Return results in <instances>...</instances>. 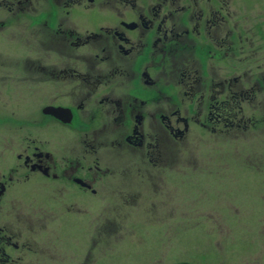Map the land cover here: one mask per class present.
I'll return each instance as SVG.
<instances>
[{"label":"rangeland","instance_id":"374dc122","mask_svg":"<svg viewBox=\"0 0 264 264\" xmlns=\"http://www.w3.org/2000/svg\"><path fill=\"white\" fill-rule=\"evenodd\" d=\"M74 1L80 6H75ZM157 1L139 0L134 9L122 8L125 5L122 4V19L135 20L139 12L151 19L145 6ZM14 2L9 0L10 4ZM25 2L32 6L23 12L13 13L14 32L20 27L35 32L26 33L25 40L21 37L25 46L20 50L10 47L8 51L6 36L2 37L0 55L25 52L38 57V50L48 52L38 49L42 36L37 35L39 26L34 22L47 13L53 15L55 11V15L59 14L63 8L55 5H68L67 9L74 6L72 17L80 28L83 27L78 35H84L86 30L99 31L104 25H118L121 20L113 8L105 6V0H95L93 4L86 0ZM0 4L6 3L0 0ZM87 5L92 7H85ZM193 5L195 10L192 13ZM168 8L170 5L161 9L159 17H163ZM172 8V12L177 10V24L182 29L187 28L188 39L185 32L184 42L173 44L167 40L155 44L161 36V31L156 29L158 20L152 29L144 27L142 32L129 31L136 47L132 54L118 56L123 57L118 58L119 66L131 69L132 75H136L126 78L122 74L116 80L103 81L89 108L96 110L92 104L94 99L99 102L101 95L112 94L114 85L118 84L129 85L131 89L135 86L133 96L138 106L145 103L142 107L146 112L156 107L154 101L161 100L165 105L174 101L178 115L188 120L189 130L185 142H169L175 153H170L171 158L165 164L173 168L147 170L146 163H142L137 156L136 162L133 161L136 165L128 171L123 183L121 178L112 177L111 184L106 188L97 185L96 196L85 195L74 185V203L69 208L73 214L77 209L79 215H88V221L80 220L67 231L58 228L51 231V235L44 236L43 240L50 238L53 242L52 245L44 242L38 244L37 249L42 257H37V264H175L180 260L187 261V264H264L262 124L257 122L248 131L244 128L246 122H235L231 127H225L218 123L215 109L209 101L211 76L227 79L234 75H245L244 78L248 79L247 73L253 81L258 79L261 88H264V0H179ZM210 8L217 9L220 20L224 22L213 18L211 24L203 23L209 17ZM199 13H202V20L189 15ZM51 21L55 23L54 18ZM171 23V20L167 21L168 26ZM110 39L113 47L116 46L115 40ZM29 40L30 43L25 42ZM167 46H172L171 52ZM95 52L99 51L90 49V54ZM41 56L42 63L52 62L48 55ZM184 63L187 64L183 66ZM11 65L7 67L8 70L12 69ZM189 66H193L198 73L197 85H202L201 93L181 97L177 81L183 77L180 74L183 68ZM172 68L174 71L180 68L178 74L171 71ZM144 71L155 81L151 88L143 82ZM213 87L216 90V83ZM159 88L165 94L163 98L157 94ZM211 94L214 96L216 93L213 91ZM261 96L264 95H257L256 100H260ZM68 100L61 101L72 104ZM25 104L29 108L31 102L25 98ZM243 108L241 119L251 118L252 114L260 116L258 110ZM38 110L41 112V108ZM41 116L44 117L42 113ZM103 120L107 119L99 114V119L88 125V118L77 112L71 124L58 127L57 141L65 148L63 143L68 142L67 139L87 132L96 134L98 131L94 128L101 125ZM45 122L42 119L41 126ZM148 123L147 118L145 132H150ZM71 147L79 148L75 140ZM117 186L125 189L116 191ZM106 196L103 203L100 198ZM125 196L135 203H116ZM45 205L38 201L37 208L41 207L38 212H48L42 208ZM52 209V214L63 213L58 207ZM41 225L43 227L42 222ZM73 245L80 248H72Z\"/></svg>","mask_w":264,"mask_h":264},{"label":"flooded vegetation","instance_id":"af4514ba","mask_svg":"<svg viewBox=\"0 0 264 264\" xmlns=\"http://www.w3.org/2000/svg\"><path fill=\"white\" fill-rule=\"evenodd\" d=\"M1 1L6 4H0V41L6 36V49L9 51L11 47L20 50L25 46V34L35 31L20 27L14 32L13 13L23 12L32 5L26 0H15L14 4H10L9 0ZM177 1L179 0H159L156 4L149 2L145 7L151 19L141 12L137 13V26L133 29L124 24L132 21L122 19L121 9L113 5L114 13L121 19L120 24L104 25L98 32L84 30V35H78L83 27L80 28L73 19L72 8L57 5L58 8H63L59 14L56 12L55 15L54 11L53 15L47 13L33 21L39 26L37 35L42 36V40L38 41V49L48 52L41 53L38 50V57L25 52L0 55V264H37V257H42L37 249L38 244L44 242L52 245L53 242L50 238L43 240L44 236L51 235V231L58 228L67 231L80 220L88 221V215H79L77 209L73 214L69 208L74 203V185L85 195L96 196L97 185H102V189L106 188L111 184L112 177L121 178L123 183L128 171L136 165L133 161L136 162L137 156L142 163H146L147 170L173 168L165 164L171 158L170 153H175L169 142H185L189 130L188 120L178 115L174 101L166 105L161 100L154 101L156 107L146 112L142 107L145 103L138 106V101L133 96L135 86L131 85L134 86L131 89L129 85L118 84L114 85L112 94L100 96V103L94 99L92 104L96 106V110H91L89 105L106 79L116 80L122 74L126 78L136 75H132L131 69L119 66V59L123 57L118 56H128L136 47L129 31L142 32L144 27L152 29L158 20L156 28L158 32L161 31V36H158L155 44L159 41L165 43L167 40L173 44L184 42L185 32L186 40L188 39L187 28L182 29L177 24V12H172V6ZM169 5L168 12L159 17L160 10ZM194 10L195 5L192 13ZM208 11L209 17L203 23L211 24L213 18L220 20L217 9L210 8ZM189 15L202 20V13ZM53 18L54 24L51 21ZM169 20L172 23L168 26ZM222 22L224 21L220 20ZM22 36L24 40L21 39ZM110 38L115 40L117 47H113ZM30 40L25 42L30 43ZM90 49L100 53L90 54ZM41 55H48L52 62L42 63ZM9 65L11 70L7 69ZM181 74L183 77L177 81L181 97L200 90L201 86L197 85L198 73L193 66L184 67ZM245 74L248 79L244 78L245 75H234L227 79L210 80L209 85L216 83L225 86L242 99L240 105L258 110L260 116H248L245 128L248 131L258 122L262 124L260 128L263 133L264 96L260 100H256V97L264 95V88H261L258 79L253 81L251 75ZM143 82L149 88L155 84L146 71L143 72ZM156 91L162 98L165 96L160 88ZM28 93L31 94L26 96ZM25 98L31 102L29 108H26ZM62 99H69L72 104H67ZM167 100L170 101L169 96ZM47 107H57L64 111L57 117L45 112ZM38 108H41V112ZM66 111L70 118L63 120ZM77 112L88 118V125L99 119V114L107 120L94 128L98 131L96 134H79L67 139L69 141L64 142L65 148H62L57 141L58 127L71 124ZM147 118L150 132L144 131ZM42 119L46 122L41 126ZM229 125H233V122ZM74 140L78 143L77 149L71 147ZM122 189L125 188L117 186L116 191ZM100 199L105 203L107 196ZM38 201L47 204L42 208L49 213L38 212L41 208H37ZM116 203L135 202H130L125 196L120 197ZM54 207H58L63 213L52 214ZM103 228L105 230V224ZM80 237L82 239L83 233ZM73 246L72 248H80L78 245Z\"/></svg>","mask_w":264,"mask_h":264},{"label":"water","instance_id":"95a60500","mask_svg":"<svg viewBox=\"0 0 264 264\" xmlns=\"http://www.w3.org/2000/svg\"><path fill=\"white\" fill-rule=\"evenodd\" d=\"M127 26H129L130 28L134 27L135 26V23H130L128 24ZM45 112H49V113H52L53 115L55 116H59L61 115V112L64 111V109H61V108H57V107H47L44 109ZM68 111L64 112L63 114V117L62 119L63 120H68L70 118V114L67 113Z\"/></svg>","mask_w":264,"mask_h":264},{"label":"trees","instance_id":"16d2710c","mask_svg":"<svg viewBox=\"0 0 264 264\" xmlns=\"http://www.w3.org/2000/svg\"><path fill=\"white\" fill-rule=\"evenodd\" d=\"M242 99H240V101H241ZM223 116H225V117H231V115L229 114V111L228 112H226L225 114H222Z\"/></svg>","mask_w":264,"mask_h":264}]
</instances>
